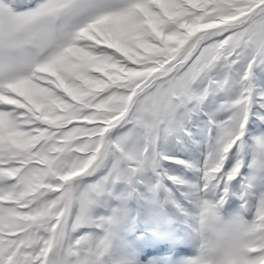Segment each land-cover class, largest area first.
<instances>
[{
    "label": "snow or ice",
    "instance_id": "snow-or-ice-1",
    "mask_svg": "<svg viewBox=\"0 0 264 264\" xmlns=\"http://www.w3.org/2000/svg\"><path fill=\"white\" fill-rule=\"evenodd\" d=\"M0 264H264V0H0Z\"/></svg>",
    "mask_w": 264,
    "mask_h": 264
}]
</instances>
